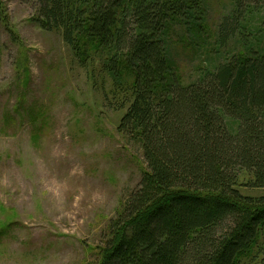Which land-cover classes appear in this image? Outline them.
<instances>
[{
	"label": "trees",
	"instance_id": "1",
	"mask_svg": "<svg viewBox=\"0 0 264 264\" xmlns=\"http://www.w3.org/2000/svg\"><path fill=\"white\" fill-rule=\"evenodd\" d=\"M34 2L33 22L111 81L105 101L147 166L109 224L105 264H264V196L241 192L264 190V0H232L212 45L205 0ZM179 32L191 50L209 44L189 84Z\"/></svg>",
	"mask_w": 264,
	"mask_h": 264
},
{
	"label": "rangeland",
	"instance_id": "2",
	"mask_svg": "<svg viewBox=\"0 0 264 264\" xmlns=\"http://www.w3.org/2000/svg\"><path fill=\"white\" fill-rule=\"evenodd\" d=\"M205 1L212 45L232 0ZM36 14L34 0H0V264H105L109 224L147 166L118 131L123 112L105 101L111 81L80 66ZM182 37L174 54L189 84L208 65L209 44L194 51Z\"/></svg>",
	"mask_w": 264,
	"mask_h": 264
}]
</instances>
